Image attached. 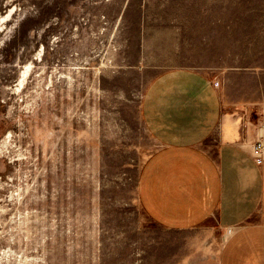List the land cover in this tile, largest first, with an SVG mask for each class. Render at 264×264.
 I'll return each mask as SVG.
<instances>
[{"label":"rangeland","instance_id":"rangeland-1","mask_svg":"<svg viewBox=\"0 0 264 264\" xmlns=\"http://www.w3.org/2000/svg\"><path fill=\"white\" fill-rule=\"evenodd\" d=\"M263 44L264 0H0V264H216L141 206V102L170 68L264 69Z\"/></svg>","mask_w":264,"mask_h":264},{"label":"crops","instance_id":"crops-1","mask_svg":"<svg viewBox=\"0 0 264 264\" xmlns=\"http://www.w3.org/2000/svg\"><path fill=\"white\" fill-rule=\"evenodd\" d=\"M141 115L158 145L138 180L148 216L174 232L205 227L195 241L206 243L200 253H217L216 264H264L261 64L218 84L196 69H167L148 83Z\"/></svg>","mask_w":264,"mask_h":264},{"label":"bare ground","instance_id":"bare-ground-1","mask_svg":"<svg viewBox=\"0 0 264 264\" xmlns=\"http://www.w3.org/2000/svg\"><path fill=\"white\" fill-rule=\"evenodd\" d=\"M162 36H163V35H162ZM22 83H23V79L20 80V84H22Z\"/></svg>","mask_w":264,"mask_h":264}]
</instances>
